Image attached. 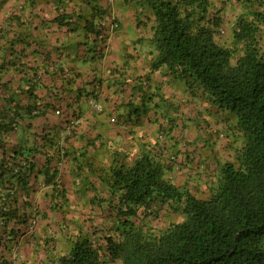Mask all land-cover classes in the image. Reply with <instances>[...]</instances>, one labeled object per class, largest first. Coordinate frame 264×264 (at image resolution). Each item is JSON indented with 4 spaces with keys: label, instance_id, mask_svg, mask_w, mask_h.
Returning a JSON list of instances; mask_svg holds the SVG:
<instances>
[{
    "label": "trees",
    "instance_id": "trees-1",
    "mask_svg": "<svg viewBox=\"0 0 264 264\" xmlns=\"http://www.w3.org/2000/svg\"><path fill=\"white\" fill-rule=\"evenodd\" d=\"M54 1L57 20L66 26L85 19L76 12L88 6L85 29L104 43L119 28L113 5L131 6L139 23L150 24L151 71L168 70L187 80L192 99L201 97L211 107L215 119H208V126L224 141L220 153L229 152L217 161L209 189L201 195L170 177L174 156L157 150L135 157L115 153L108 168L97 170L109 190L113 217L90 219L70 239L71 249L59 264H264V0ZM2 72L4 67L1 86L7 84ZM36 74L24 73V83L32 87L26 103L22 92L8 99L0 93V229H5L0 247L10 242L11 221L29 223L15 206L16 188L37 168L30 153L43 150L34 146L29 153L11 152L7 139L25 114L34 118L55 108L36 95ZM144 93L147 97V88ZM165 126L160 124V131L169 134ZM46 145L53 157L60 154L55 139ZM41 173L46 185L56 184L57 159H48ZM53 192L54 200L65 195L56 185ZM163 208L168 214L161 224ZM0 264L11 263L0 256Z\"/></svg>",
    "mask_w": 264,
    "mask_h": 264
},
{
    "label": "crops",
    "instance_id": "crops-1",
    "mask_svg": "<svg viewBox=\"0 0 264 264\" xmlns=\"http://www.w3.org/2000/svg\"><path fill=\"white\" fill-rule=\"evenodd\" d=\"M90 12L85 5L76 13L86 19ZM58 15L54 0H0L1 81L7 83L0 85L1 96L22 92L26 103L32 88L23 79L28 71L37 73L32 77L39 100L55 105L41 116L25 114L19 130L7 139L11 152L43 149L30 153L37 168L16 188L15 206L29 223L9 224L14 241L0 247V256L11 264H59L71 249L70 239L90 219L113 217L109 190L97 170L108 168L115 153L135 157L157 150L174 156L170 177L200 195L208 191L219 158L229 156L220 153L224 141L208 126V119H215L208 112L211 107L201 97L192 99L187 80L168 70L151 71L150 24L139 23L131 6L113 5L119 28L105 43L87 33L85 19L66 26ZM160 124L168 125L169 134L161 133ZM50 139L61 149L56 157L46 145ZM48 159L58 161L54 185H46L41 173ZM55 185L65 195L54 200ZM163 213L168 214L167 208Z\"/></svg>",
    "mask_w": 264,
    "mask_h": 264
},
{
    "label": "built area",
    "instance_id": "built-area-1",
    "mask_svg": "<svg viewBox=\"0 0 264 264\" xmlns=\"http://www.w3.org/2000/svg\"><path fill=\"white\" fill-rule=\"evenodd\" d=\"M97 108L100 109L101 107L99 105H97ZM0 226L1 227L4 226V222L3 221L0 223ZM7 240H9L10 242H13L14 241V235H12L11 233H9L7 235Z\"/></svg>",
    "mask_w": 264,
    "mask_h": 264
},
{
    "label": "rangeland",
    "instance_id": "rangeland-1",
    "mask_svg": "<svg viewBox=\"0 0 264 264\" xmlns=\"http://www.w3.org/2000/svg\"><path fill=\"white\" fill-rule=\"evenodd\" d=\"M227 33H228V31H225V34H224V35H227ZM222 40H224V39H222ZM163 214H164V215H162V219L160 220L161 224L167 222V219L165 218V216H167V215H165V213H163ZM168 219H170V216H169ZM149 224H150V223H149Z\"/></svg>",
    "mask_w": 264,
    "mask_h": 264
}]
</instances>
